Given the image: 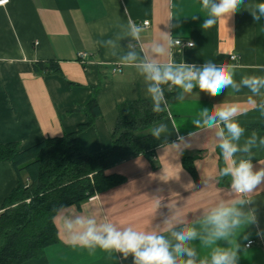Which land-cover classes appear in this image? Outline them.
Here are the masks:
<instances>
[{
	"label": "crops",
	"instance_id": "0c3cea01",
	"mask_svg": "<svg viewBox=\"0 0 264 264\" xmlns=\"http://www.w3.org/2000/svg\"><path fill=\"white\" fill-rule=\"evenodd\" d=\"M219 2L209 0L205 7L203 0H9L0 6V145L16 143L24 152L77 132L88 121L79 108L94 88L101 115L78 136L86 154L111 146L121 104L143 99L167 114L152 129L167 140L153 157L119 163L108 174L123 177L122 184L59 211V243L24 264H134L132 254L73 243L90 226L106 235L105 225L164 237L177 264L190 257L174 252V234L187 229L197 233L185 244L194 250V261L211 262L219 249L235 252L236 264H264V178L251 192L238 193L231 174H223L241 161L251 163L253 172L264 170V85L254 93L243 84L264 79V15L257 8L264 0H241L233 13L212 16L211 6ZM209 18L215 23L204 27ZM174 39L195 46L172 47ZM81 52L88 54L85 60ZM35 63H57L62 74L36 73ZM209 63L225 67L233 85L215 96L195 81L190 92L167 86L176 91L169 99L160 84L158 93L149 91L155 82L146 64L175 71ZM232 107L237 114L230 121L209 120ZM229 122L243 129L238 140L228 132ZM225 139L239 149L228 159L220 147ZM17 183L12 163L0 160V212ZM222 209L231 210L230 227L215 237L208 218Z\"/></svg>",
	"mask_w": 264,
	"mask_h": 264
},
{
	"label": "trees",
	"instance_id": "16d2710c",
	"mask_svg": "<svg viewBox=\"0 0 264 264\" xmlns=\"http://www.w3.org/2000/svg\"><path fill=\"white\" fill-rule=\"evenodd\" d=\"M34 69L44 75L62 74L57 63H35ZM159 84L166 98L176 95V91L166 90L169 85L176 89L171 81ZM98 91L94 88L91 99L79 108L88 121L77 132L47 139L24 152L16 143L0 145V160L12 163L18 176L0 212V264H24L43 257L49 247L59 243L55 224L59 211L79 207L96 194L122 184L123 177L108 171L139 155L151 159L156 149L167 142L152 131L167 118L166 112L139 99L117 107L118 120L107 150L84 153L78 136L93 127L101 115ZM184 161L193 170L190 159Z\"/></svg>",
	"mask_w": 264,
	"mask_h": 264
},
{
	"label": "clouds",
	"instance_id": "9594fccd",
	"mask_svg": "<svg viewBox=\"0 0 264 264\" xmlns=\"http://www.w3.org/2000/svg\"><path fill=\"white\" fill-rule=\"evenodd\" d=\"M241 0H220L218 4L211 6L212 16H223L233 13ZM205 7L209 5V0H203ZM260 14L264 15V3L257 5ZM254 18L258 19V16ZM215 21L211 18L205 20L204 27H211ZM134 34H138V29H134ZM134 58V57H130ZM145 72L148 73V78L155 82V85L149 88L151 93H158L159 88L156 86L161 82L171 81L173 84L180 86L185 91H191L194 86L198 85L201 91L207 92L213 96L217 95L223 88L233 85L232 74L226 70L225 67H216L214 64H205L202 69L193 70L191 66L186 67L183 70H173L166 68L161 71L160 68L154 64L144 65ZM195 81L196 85L192 82ZM243 84L248 86L254 93L258 91V86L264 85V79H245ZM155 98V97H154ZM158 110V104L156 107ZM237 114V109L227 108L219 110L209 120H215L218 116L221 121H230L232 117ZM228 132L231 134L233 140H238L242 134L243 129L235 122H229L226 124ZM159 130L154 131V135H158ZM221 135H223L221 133ZM264 143V141H261ZM221 149L225 155V158H230L239 149L231 141L225 139L220 144ZM234 164V162H233ZM224 175L231 174L232 187L238 193L251 192L264 178V170L253 172L251 163L247 161H241L238 166L230 164L223 170ZM231 210H218L213 213L208 219L211 224L215 226L213 235L215 237H223L226 235L228 228L230 227L229 216ZM93 222L89 221L91 225ZM238 223L236 220H232L231 224ZM106 235L98 234L93 227H89L87 231L75 237L73 243H79L83 247H93L98 245L102 249H115L118 252L124 254L127 257L128 254H132L134 257V264H177V261L170 251V244L162 236L154 234H145L141 232L133 231L132 229H125L123 232L117 231L111 225H105L103 228ZM178 243L174 246V252L186 253L190 258L187 261L181 262V264H195V261L191 258L195 255V252L191 248L185 247L188 241H191L197 237V233L194 229H187L182 232L174 234ZM211 264H236L235 252H228L222 250H215L212 254Z\"/></svg>",
	"mask_w": 264,
	"mask_h": 264
},
{
	"label": "built area",
	"instance_id": "2783aa9c",
	"mask_svg": "<svg viewBox=\"0 0 264 264\" xmlns=\"http://www.w3.org/2000/svg\"><path fill=\"white\" fill-rule=\"evenodd\" d=\"M9 2V0H0V6L6 5ZM145 27H149L150 26V22L149 21H145L144 23ZM195 46L194 42L192 41H184L181 39H174L172 41V47H176V48H193ZM88 54L86 52H81L79 54V58L81 60H85L87 58ZM251 245H253V241H250L246 244L247 248H250Z\"/></svg>",
	"mask_w": 264,
	"mask_h": 264
}]
</instances>
